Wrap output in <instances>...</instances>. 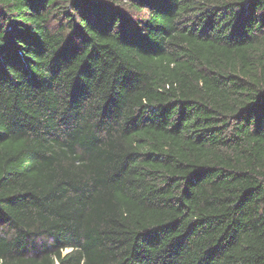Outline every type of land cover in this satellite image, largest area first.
<instances>
[{
  "label": "trees",
  "instance_id": "1",
  "mask_svg": "<svg viewBox=\"0 0 264 264\" xmlns=\"http://www.w3.org/2000/svg\"><path fill=\"white\" fill-rule=\"evenodd\" d=\"M0 264H264V0H0Z\"/></svg>",
  "mask_w": 264,
  "mask_h": 264
}]
</instances>
